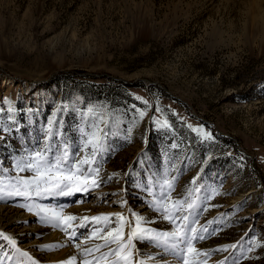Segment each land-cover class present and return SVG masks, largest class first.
<instances>
[{"label":"rangeland","instance_id":"rangeland-1","mask_svg":"<svg viewBox=\"0 0 264 264\" xmlns=\"http://www.w3.org/2000/svg\"><path fill=\"white\" fill-rule=\"evenodd\" d=\"M45 145L99 169L96 216L111 219L92 236L105 221L72 210L76 245L104 244L115 214L125 240L137 218L172 231L154 207L168 181L175 224L188 216L204 237L192 263L264 264V0H0V193L34 177L17 161ZM11 202L29 219L0 226V264H33L30 249L49 264L41 233L65 223L36 213L52 201ZM132 243L134 257L149 244Z\"/></svg>","mask_w":264,"mask_h":264},{"label":"snow or ice","instance_id":"snow-or-ice-1","mask_svg":"<svg viewBox=\"0 0 264 264\" xmlns=\"http://www.w3.org/2000/svg\"><path fill=\"white\" fill-rule=\"evenodd\" d=\"M194 131H202L200 129H194ZM207 138H211L210 134ZM89 144L93 145L92 156L96 154V144L98 143V137L93 134V138L88 140ZM175 147V145H173ZM50 151L49 147L45 145L44 152L36 151L32 153L26 159L17 161V168L19 171H30L34 173L32 179H17L15 185H13L14 191L8 193L9 196H23L31 199L33 195L40 197L42 195L47 196H65L73 195L76 192H85L88 190L89 180L93 187H98L97 179L93 178V174L96 177L99 175V169H93L91 164L94 162L91 158L85 157L75 162H69L68 153L65 149L63 155H55L50 159L45 153ZM89 165L87 169L83 166ZM161 191L157 203L154 207L161 211L163 218L173 224L172 231H150L143 229L139 226L140 221L137 218V225L133 228L130 224L129 232L127 233V239L125 240L124 227L126 218L121 214H115L116 219L119 222L115 229H108L106 236L101 237L105 241L102 245H97L94 248H87L84 251L89 255H93L95 252H100L101 248L106 249L99 257H95V264H100L101 261L105 264H135L134 262V248L133 239L140 241H148L153 247L159 248L164 253H171L174 255H180L183 253H193L195 256L207 255V253H200L193 247V241L196 239H203V236L196 235L197 229L188 222V216H183L184 223L177 226L175 224L176 214L181 211L182 202L171 201L170 192L173 185L164 181L161 184ZM167 189V191L165 190ZM5 197L0 194V201ZM21 207H25L21 205ZM192 204L188 205L191 209ZM28 210L31 211V206H28ZM62 211H56L54 209L39 208L37 215H41V220L44 221H63L65 227L62 231H67V228L71 227L69 221L77 219L75 216H62ZM84 219H91L92 221L99 222L105 221V227L94 230L91 235L95 236L97 232L104 231L107 228L108 222H110L109 216H95L91 218L85 217ZM193 221L192 223H195ZM54 227H59V224H53ZM192 234V235H190ZM110 237V239H109ZM5 239H11L5 237ZM69 239H73V236H69ZM13 244L14 241H11ZM115 245V247H112ZM184 245V247H181ZM226 250V249H225ZM27 255V253H22ZM150 260H154V257H149ZM76 257H72L69 264H74ZM35 264V262H33ZM83 264H93L87 258L84 259ZM181 264H190V261L185 257L182 258ZM196 264H199L197 261Z\"/></svg>","mask_w":264,"mask_h":264},{"label":"bare ground","instance_id":"bare-ground-1","mask_svg":"<svg viewBox=\"0 0 264 264\" xmlns=\"http://www.w3.org/2000/svg\"><path fill=\"white\" fill-rule=\"evenodd\" d=\"M87 187V186H86ZM88 188V187H87ZM8 193H10L7 190L1 191L0 194H2L5 199L0 201V226L2 227H11V226H17L18 222H27L29 219L27 214L21 213L18 208H14L12 205V200L14 196H9ZM87 196H92V202H86L84 201L82 204L80 202V199H85ZM102 196L99 190H97L95 187H89L87 191L85 192H76L73 195H65V196H40L41 202H51L52 209L56 211H62V216L67 217L68 214H71V211L74 210L75 212H86L87 217H95L98 212L95 211V207L99 205V198ZM79 198V199H78ZM78 199V200H77ZM77 200V201H76ZM139 206V205H138ZM105 212L111 211L113 209L112 204H106ZM102 209V208H98ZM131 209L132 212H134L137 215V212L135 209H132L129 207V210ZM125 210V212L129 211ZM103 213V212H102ZM145 212H142L141 214H145ZM139 216V215H138ZM77 219L73 220V222H68L71 224L70 228H67V231H62L61 229L64 228L66 225L54 228L53 230L42 232V242L45 244V250L43 254L46 255L49 264H69V261L72 257H76V261L74 264H83V261L85 258H87L89 261H92L93 264H95V257H99L100 255L94 254L89 256L84 250L89 248L87 244H77L73 242V239H69V236H75L79 230L82 229L84 226L83 222L80 223V220L78 217ZM5 219V220H4ZM4 221V224H3ZM56 222V221H55ZM46 224V223H42ZM130 225L134 228V223L130 221ZM142 227V226H141ZM147 229V228H143ZM149 230V229H147ZM129 231V228H128ZM35 245V242H26L24 243V246H33ZM31 248V247H30ZM40 249V248H39ZM136 256L134 257L135 264H181V261L183 257L186 256V258L190 261V264L192 263L193 259H189L188 253H185L182 257L181 254L174 255L171 253H164L161 249L152 247L151 243H140V245L137 244L136 246ZM143 254L148 255L149 257H154V260H149L147 257H144ZM30 257L32 258L33 262L35 264H39L36 261V255L35 252H33L32 249H30L29 252ZM101 264V262H100Z\"/></svg>","mask_w":264,"mask_h":264}]
</instances>
